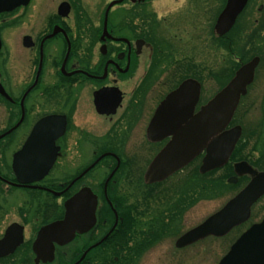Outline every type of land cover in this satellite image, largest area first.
<instances>
[{
  "label": "flooded vegetation",
  "instance_id": "obj_1",
  "mask_svg": "<svg viewBox=\"0 0 264 264\" xmlns=\"http://www.w3.org/2000/svg\"><path fill=\"white\" fill-rule=\"evenodd\" d=\"M1 1L0 253L4 254L0 264H138L145 252L179 230L180 221L201 197V193H183V189L159 193L155 187L193 165L191 170L196 171L197 163L196 176L201 178L204 150L161 180L150 181L147 176L156 156L173 137L159 138L150 130L162 101L191 78L200 84L194 114L204 104L201 55L199 61L187 63L186 9L176 6L158 17L156 0H121L105 16L109 3L101 7L98 1L93 13L83 0ZM200 1L182 4L188 6L189 21L195 20L189 26L193 31L201 20L195 8ZM256 3V14H260L264 0H247L239 16L250 7L253 12ZM230 32L233 36L232 28L226 33L230 42L227 49L213 47L216 64L211 77L216 81L218 75L228 74L229 79L212 97L243 64L258 57L240 104L252 93L264 56L253 53L245 61L246 49L232 46ZM219 50L227 55L219 57ZM234 58L237 68L234 61L230 67H222ZM187 65L195 69L189 76L184 72ZM50 116L56 118L57 127L60 118L65 122L63 133L54 141L58 148L54 162L39 181L21 183L13 169L15 155L34 126ZM237 148L213 173L227 169L226 184L234 177L232 184L245 181V186L251 177L236 175L234 163L245 161L257 171L264 165L260 168L246 159L234 160ZM19 154L20 166L42 159L41 147L29 156ZM122 180L142 181L146 190L134 186L123 190ZM197 185L195 191H200L201 184ZM82 190L96 196L93 226L64 244L47 241L38 245L40 230L62 219L66 200ZM125 193L140 194L129 197ZM236 228L223 236H208L176 247V240L185 231L176 237L174 247L196 248L200 242L224 238ZM241 234L230 239L222 256Z\"/></svg>",
  "mask_w": 264,
  "mask_h": 264
},
{
  "label": "water",
  "instance_id": "obj_2",
  "mask_svg": "<svg viewBox=\"0 0 264 264\" xmlns=\"http://www.w3.org/2000/svg\"><path fill=\"white\" fill-rule=\"evenodd\" d=\"M247 0H227L219 16L216 28L219 34L227 32ZM121 0L111 1V6ZM0 0V11L3 10ZM14 6V5H12ZM258 57L243 64L227 85L194 114L199 98L200 84L194 79H186L162 101L150 125L159 138L173 135L171 141L156 156L147 174L150 181L165 178L173 171L189 162L198 152L205 150L199 171L209 172L227 162L240 135L241 127L225 129L230 122L241 95L252 82ZM53 116L41 119L33 128L19 153L29 154L41 147V161L20 166L15 155L13 169L21 183L39 181L50 170L58 148L55 139L65 127L64 118L55 126ZM27 156V157H28ZM236 175H249L246 186L217 212L201 224L180 236L175 245L184 247L207 236H223L232 228L248 220L252 205L264 195V169L257 171L247 162L234 163ZM22 174V177H21ZM231 177L228 182H235ZM82 190L67 199L64 217L44 226L38 235V245L49 242L64 244L72 240L76 233L89 230L95 221L96 196ZM4 253H0L2 255ZM217 264H264V218L252 224L230 246L228 252Z\"/></svg>",
  "mask_w": 264,
  "mask_h": 264
},
{
  "label": "rangeland",
  "instance_id": "obj_3",
  "mask_svg": "<svg viewBox=\"0 0 264 264\" xmlns=\"http://www.w3.org/2000/svg\"><path fill=\"white\" fill-rule=\"evenodd\" d=\"M96 1H98L102 7L111 0H83V4L85 7L87 6L89 12L93 13V6ZM187 1L156 0L154 2V7L158 12V17H161L163 14H165L166 10H170L176 6L178 8L181 7L182 10L183 7L184 10L186 9V13L184 15L186 16V30L188 32L186 43L188 49L186 53L188 56L187 63H193L196 61L195 59L201 55V75L202 80L204 81V94L202 95L201 102L205 103L211 99V97L220 88L221 84H224L229 79V76H227L228 74H224L222 76L218 75V80L216 81L212 79L211 75L209 76V72L211 74L213 72L215 75L213 67L216 64V59L214 57L215 54L213 47L216 45L220 46L219 43H215L214 45L212 38L214 36L224 37L227 33L225 32L223 34H219L216 28L219 16L221 15L227 0H201L195 7L201 15V20L196 24L197 29L195 31L189 27L190 23L194 22L195 20L189 21L192 16L187 14L188 6L182 5ZM253 2L251 6H253ZM257 3L253 7V12L251 10L252 7H250L238 17V25L237 28L233 29V36L232 32L227 34L231 35V41L235 40V42H238L237 46H240L242 49H246L245 51L247 52L245 54H248L246 55L248 57H246V59L244 58L245 61L253 57V52L255 51L250 48L251 45L249 46V44H247L248 41L245 36L247 34H253L252 31L249 33V31L253 28V26H251L252 22L258 21L260 18L263 19V17H260L259 14H256L257 7L259 6ZM260 42L261 45L257 48L260 47V52L264 53V29L260 33ZM193 46L197 48V51L195 48H193ZM224 50L218 51L219 57L227 55V52ZM229 60L230 61H228V64L227 61H225V64H223L222 67H228V65L230 67L232 61H234L236 64L235 68H237L238 64L236 63V59L234 58ZM197 61H199V58ZM260 64L261 65L259 67L261 73L257 76L258 79L256 85L252 89V93L249 94L246 99L240 102L232 117L230 125H239L242 128L241 142L238 145V150L235 153L233 159H246L248 161L254 162L257 167L262 168L264 165V58L261 60ZM186 67V71H184L185 76H189L190 70L195 71L194 68L190 69L188 65ZM163 76L165 75H161L160 78H163ZM183 77L184 76H181V79ZM191 167L194 168V165ZM192 168H187L186 171L177 174L169 182L159 186L158 188L157 186L155 187V189H159V193H167L169 191L168 189H170V191L174 190V192H180L183 189V193H188V191H190V193H201V197L195 200L193 203L196 204L186 212L178 225L177 229L179 230L172 232L170 238L162 241L159 244H156L151 250L145 252V254L140 257L138 264H216L228 249V245H230L232 242L230 239L239 235L241 232L247 229L249 225L259 221L264 216L263 196L253 205L248 221L237 227L224 238L206 239L200 242L196 248L188 247L187 249L183 250L176 249L174 247V241L178 235L188 231L192 227H195L200 222L204 221L208 216L220 209L229 199H231L238 191H240V189L245 184V181L235 184H226L225 178L227 175H229V171L227 169L198 178V176H196L198 175V163L196 166V171L191 170ZM199 183L205 191H202V189L200 191L199 189L195 191V188L199 186L197 185ZM121 185L124 187L123 190H128L130 186L136 187L134 189L139 191L146 190L142 181L125 182V180H122ZM125 194L131 197L140 193Z\"/></svg>",
  "mask_w": 264,
  "mask_h": 264
},
{
  "label": "trees",
  "instance_id": "obj_4",
  "mask_svg": "<svg viewBox=\"0 0 264 264\" xmlns=\"http://www.w3.org/2000/svg\"><path fill=\"white\" fill-rule=\"evenodd\" d=\"M259 15H260V17H263V19L260 18L258 21L252 22V25L251 26H253V28L249 31V33H251V31H252L253 34L252 35L247 34L245 37H246V39L248 41L247 44H249V46L251 45L250 48L253 49V50H255L253 53H261V55L264 56V53L260 52L261 51L260 47L257 48L258 46L261 45V42H260V33L264 29V9H263V11ZM237 21H238V18H236V21H235L234 25L232 26V29L237 28V25H238V22ZM212 40H213V43L214 44L215 43H217V44L219 43L221 47H224V49H227L228 48V45H230V42H228L229 41V37L228 36L226 37V35L224 37H222V36L221 37H215L214 36L212 38ZM219 40H220V42H219ZM237 43L238 42H235V40L232 41V46H235L236 48H240L241 49L240 46H237L238 45ZM210 75H212V74L209 72V76ZM240 142H241V139H240L239 143ZM239 143H238V145H239ZM238 145H237V147H238ZM236 151L234 153H236ZM211 173H213V172H209V173H206V174H202V176L208 175V174H211ZM202 191H205L203 187H202Z\"/></svg>",
  "mask_w": 264,
  "mask_h": 264
}]
</instances>
